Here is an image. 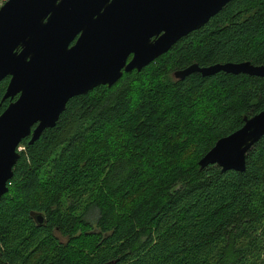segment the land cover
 I'll return each instance as SVG.
<instances>
[{
  "label": "trees",
  "instance_id": "16d2710c",
  "mask_svg": "<svg viewBox=\"0 0 264 264\" xmlns=\"http://www.w3.org/2000/svg\"><path fill=\"white\" fill-rule=\"evenodd\" d=\"M242 62L264 66V0H232L139 72L71 99L34 144L22 140L0 198L4 263L264 264V136L242 173L198 165L264 109V77H174Z\"/></svg>",
  "mask_w": 264,
  "mask_h": 264
},
{
  "label": "water",
  "instance_id": "95a60500",
  "mask_svg": "<svg viewBox=\"0 0 264 264\" xmlns=\"http://www.w3.org/2000/svg\"><path fill=\"white\" fill-rule=\"evenodd\" d=\"M231 1L7 0L0 7V81L11 77L4 99L19 97L0 115V198L8 191L22 140L30 137L28 144H34L55 127L71 99L140 71ZM220 72L263 78L264 66L192 64L174 77ZM243 122L199 160L200 169L245 171L247 152L264 136V109ZM30 217L38 226L44 223L40 213Z\"/></svg>",
  "mask_w": 264,
  "mask_h": 264
},
{
  "label": "flooded vegetation",
  "instance_id": "af4514ba",
  "mask_svg": "<svg viewBox=\"0 0 264 264\" xmlns=\"http://www.w3.org/2000/svg\"><path fill=\"white\" fill-rule=\"evenodd\" d=\"M77 38H78V36H77V37L75 38V40L71 43V46L75 44ZM152 39H154V38H152ZM132 57H133V54H130V55L126 58V63H129V62L131 61ZM155 60H156V59H155ZM155 60H154V61H155ZM154 61H153V62H154ZM151 63H152V62H151ZM135 71H136V72H139V71H137V70L134 69V70H132L131 72H128V73H132V72H135ZM128 73H123V75H124V74H128ZM123 75H122V76H123ZM10 79H11V77L6 76L5 78H3V79L0 81V83L6 81V86H5V89H4V92H3V95H2V97H1V99H0V108H1V106H2L3 104H5V108L2 109V111L0 112V115L5 111V109H6L11 103H14V102L18 99V97H19V95L17 94L16 96H14V97H12V98H5V99H4V95H5V93H6V89H7V86H8V84H9ZM6 103H7V104H6ZM26 139H28V141H29L30 137H28V138H26ZM21 150H22V149L19 147V151H21Z\"/></svg>",
  "mask_w": 264,
  "mask_h": 264
},
{
  "label": "rangeland",
  "instance_id": "374dc122",
  "mask_svg": "<svg viewBox=\"0 0 264 264\" xmlns=\"http://www.w3.org/2000/svg\"><path fill=\"white\" fill-rule=\"evenodd\" d=\"M0 2H4V0H0ZM173 78V77H172ZM21 149H22V151H23V149L24 148H22V147H20ZM19 154H20V151H19ZM94 217H96V212H92V215H91V217H88V219L90 220V221H94ZM94 223V222H93Z\"/></svg>",
  "mask_w": 264,
  "mask_h": 264
},
{
  "label": "built area",
  "instance_id": "2783aa9c",
  "mask_svg": "<svg viewBox=\"0 0 264 264\" xmlns=\"http://www.w3.org/2000/svg\"><path fill=\"white\" fill-rule=\"evenodd\" d=\"M7 0H4V2H0V7L6 2Z\"/></svg>",
  "mask_w": 264,
  "mask_h": 264
}]
</instances>
